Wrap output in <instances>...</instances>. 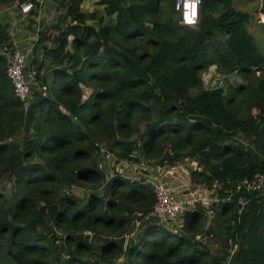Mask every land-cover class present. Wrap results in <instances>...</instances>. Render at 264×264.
Masks as SVG:
<instances>
[{
    "label": "trees",
    "instance_id": "trees-1",
    "mask_svg": "<svg viewBox=\"0 0 264 264\" xmlns=\"http://www.w3.org/2000/svg\"><path fill=\"white\" fill-rule=\"evenodd\" d=\"M48 1L50 24L35 21L41 0H0L2 11L32 3L38 83L27 103L15 95L16 48L0 19V264H264V56L250 14L201 0L187 26L175 0H93L105 21L86 0ZM211 65L243 83L204 89ZM107 153L194 160L190 180L212 201L161 222L150 182L107 175ZM77 186L86 193H69Z\"/></svg>",
    "mask_w": 264,
    "mask_h": 264
},
{
    "label": "rangeland",
    "instance_id": "rangeland-1",
    "mask_svg": "<svg viewBox=\"0 0 264 264\" xmlns=\"http://www.w3.org/2000/svg\"><path fill=\"white\" fill-rule=\"evenodd\" d=\"M43 1V5L38 11V16L35 17L37 22L40 19H44L46 23L50 24L55 18V11L48 0ZM261 3V0H233V5L237 10L244 11L250 14L247 27L249 33L255 38L260 52L264 56V24L258 22L259 16L256 12L258 5ZM18 3H11L5 10H0V19H7L11 24V37L14 47L19 50H26L31 48L32 41L36 38V27L37 24H32V27H28L29 19L27 12H21L17 8ZM84 10H93L97 9L99 14L106 21L107 17L104 14L103 7L95 4L93 0H86L83 4ZM36 28V29H35ZM32 64L30 63V58L27 62V69L29 70ZM264 70V68H263ZM260 72V71H259ZM217 74V75H216ZM220 73L216 70L214 65L208 67L207 70L203 71L201 74L202 85L204 89H210L216 86V84L226 87L228 84L234 86L243 83V80L236 74L232 73L230 75L218 76ZM259 75L258 71L256 72ZM83 88L84 98L90 93V89L86 87ZM100 163L102 164V169L105 170L107 175H111L115 169L119 171L124 176L144 178L146 181L150 180H162L168 182L170 185L174 186L177 190L176 196L180 199L188 198L189 193H193L195 198H198L197 195L200 194L199 200L210 203L213 198V192L208 190L205 187L202 189H207V192L200 191L201 186L193 184L189 177V168H194L196 161L186 160L180 164L174 166H165L159 167L151 160L141 159L139 162L130 163L126 161L117 162L111 155L104 154L100 157ZM115 168V169H114ZM170 180V181H168ZM173 182V184L171 183ZM264 184V183H263ZM69 193H76L82 196L86 193V187H78L68 189ZM197 192V193H196ZM191 199V197L189 198ZM206 203V204H207ZM194 202L186 203L185 210L192 208ZM184 210V211H185ZM183 211V212H184ZM183 213L179 216L178 219L182 218ZM199 239H204V236H198ZM215 245V244H214Z\"/></svg>",
    "mask_w": 264,
    "mask_h": 264
},
{
    "label": "built area",
    "instance_id": "built-area-1",
    "mask_svg": "<svg viewBox=\"0 0 264 264\" xmlns=\"http://www.w3.org/2000/svg\"><path fill=\"white\" fill-rule=\"evenodd\" d=\"M200 4L201 0H175L174 8L180 16V23L187 26L196 25L199 21ZM20 7L21 12H28L32 7V3L25 2L22 3ZM29 53L30 48L26 50L16 49V51L9 57L6 64V73L13 84L14 93L24 103L29 101L32 87L38 85L35 80L36 69H27ZM218 86L221 85L218 84ZM43 89L44 88H42V90ZM108 154L109 153H107V155ZM115 170L119 172L117 169ZM131 178L136 179V177ZM148 182L152 185L156 198L151 211V216L157 218L161 222L179 223L180 219L178 218L185 210L186 203H190V201H201L203 204L207 203L198 199L201 196L200 194L197 195L198 198H195L192 197L194 196L193 193H189L188 198L180 199L175 195L178 191L175 190L174 186L169 185L160 179L155 181L148 179ZM200 191L207 192L208 190L204 188L202 189L201 187ZM190 197L191 199H189Z\"/></svg>",
    "mask_w": 264,
    "mask_h": 264
},
{
    "label": "crops",
    "instance_id": "crops-1",
    "mask_svg": "<svg viewBox=\"0 0 264 264\" xmlns=\"http://www.w3.org/2000/svg\"><path fill=\"white\" fill-rule=\"evenodd\" d=\"M259 16V19L257 20L258 22H260V23H262V24H264V20H263V17H264V14H259L258 15ZM216 68V67H215ZM261 72V71H260ZM260 72L258 71V73L260 74ZM219 73V72H218ZM217 75V74H216ZM223 75H225V74H223ZM218 76H222V73H220ZM216 87H218V84H216ZM168 181H170V180H168ZM172 184H173V182H171Z\"/></svg>",
    "mask_w": 264,
    "mask_h": 264
},
{
    "label": "clouds",
    "instance_id": "clouds-1",
    "mask_svg": "<svg viewBox=\"0 0 264 264\" xmlns=\"http://www.w3.org/2000/svg\"><path fill=\"white\" fill-rule=\"evenodd\" d=\"M237 74V73H236Z\"/></svg>",
    "mask_w": 264,
    "mask_h": 264
}]
</instances>
